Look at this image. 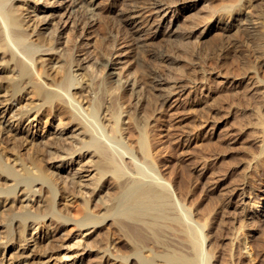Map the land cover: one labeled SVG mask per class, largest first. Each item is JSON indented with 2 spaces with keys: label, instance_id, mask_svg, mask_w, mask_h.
Here are the masks:
<instances>
[{
  "label": "bare ground",
  "instance_id": "bare-ground-1",
  "mask_svg": "<svg viewBox=\"0 0 264 264\" xmlns=\"http://www.w3.org/2000/svg\"><path fill=\"white\" fill-rule=\"evenodd\" d=\"M181 1V4L200 2ZM205 1H209L208 16L199 17L194 23L206 24L208 17L216 15L203 35L205 42L215 33L222 34V39L212 37L217 46L213 58L231 77L238 76L241 80L249 76L262 82L264 0L256 5L253 0ZM172 2L177 4L178 0ZM120 4L114 5V9L120 28L126 30L127 48L137 55L142 35L153 47L162 37L160 25L147 24L141 28L137 19L148 7L152 18L159 17L163 2L124 0ZM247 4L254 8L255 20L261 21H253L245 11ZM195 5L184 10L190 12ZM59 6L61 15H57V7L51 0H0V264H61L62 252H69L72 247L76 250L82 244L75 243L72 232H80L81 237L92 229L96 233L106 221L112 226L111 231L98 234V238L82 248L87 252L95 249L98 264H236L241 257H236L237 249L221 245L223 232L218 224L221 222L216 223V216L209 215L211 207L200 209V204H194L201 210L194 213L189 205L192 192L189 169L182 164L179 173L169 175L171 163L164 162L157 150V134L150 128L149 120L158 106L163 108L168 103L174 91L160 103L154 96L147 97L148 100L140 97L139 105L146 114L142 118L136 114L124 129L122 116L127 109L122 106L139 100L138 91L135 92L138 81L156 87L163 79L157 71L145 70L141 79L129 82L132 92L128 93L121 84V73H114L117 60L105 43L100 51L108 57L93 63L97 71H104L103 84L93 95L96 91L93 92L90 83L94 73L88 65L89 57H84L86 54L74 39L65 36L67 30L76 31L71 9ZM84 16L79 21L83 22ZM177 26L175 19L164 37L175 35ZM149 52L155 55L153 48ZM128 55L133 57L131 51ZM168 55L161 53L160 58ZM251 84L243 93H230L228 99L235 105L250 106L249 113L264 124V84ZM185 87L181 79L176 82L179 92ZM238 108L233 114L243 115L239 113L243 108ZM105 111L110 115L108 127L103 122ZM41 115L58 118L59 130L52 140H40L44 139L45 129ZM39 125L40 132L34 131ZM260 148L264 158V144ZM75 155L81 159L78 169L71 174L77 181L71 182L70 177L61 185L58 176L62 167L68 161L72 166ZM92 172L95 175L91 180L82 184L83 174L88 173L89 177ZM105 191L107 198L101 197ZM259 192L262 201L252 207L257 212L250 213L264 217V186ZM58 196L72 197L68 211L59 207ZM112 235L118 240L115 252L107 247ZM83 260L74 264H94L92 260Z\"/></svg>",
  "mask_w": 264,
  "mask_h": 264
},
{
  "label": "rangeland",
  "instance_id": "rangeland-1",
  "mask_svg": "<svg viewBox=\"0 0 264 264\" xmlns=\"http://www.w3.org/2000/svg\"><path fill=\"white\" fill-rule=\"evenodd\" d=\"M51 1L55 2V7H57L58 11L57 15L62 14L59 9V5L61 4L71 9L73 15L72 21L75 22L76 31L72 32V30H67L65 36L74 39L83 50L82 53L86 54L84 57H89L88 60H90V63L88 65L90 71L94 73V77L90 83L93 92L96 91L93 95L97 94V91L103 84L101 80L104 71L102 69L97 71L93 63L99 58L108 57V55L105 54L104 56V53L100 51L101 46L105 43L112 50V55L117 60L114 73H121V84H123L124 88L126 87L125 90L128 93L132 92L131 87L128 86L129 82L133 83L135 80H139L143 71L152 69L157 71L159 77L163 79L161 81L163 83L155 87L152 83L145 85L143 84L144 81H138V86L135 90V92H139H136L138 99L141 97L140 99L146 98L148 100L147 97L154 96L160 103L164 99V96H169V92L171 90L174 91V94L170 95L168 103L163 108L162 105L158 106L153 117H151L152 119L149 120L150 128L154 129V132L156 131L155 133L157 134L156 137L159 142L157 143V150L159 149L162 160H165L164 162L168 160V164L171 163L172 168L167 170L169 175L172 172L179 173L180 166L182 164L186 165L192 174V184L190 183L192 192L189 198V205L192 207V211L195 210L194 213H198V210L201 208L211 207L210 210L212 209V211L208 209L209 215L216 216V223L221 222L218 223L221 227L220 232H223L220 237H223L220 239L221 245L223 244L222 246H228L230 248L233 247V249L237 250L240 248L238 251L236 250V257L239 256L238 259L240 257L242 259L240 258L238 260L236 258V262L238 260L236 264H264V217L259 215V213V216L256 215L257 217L251 214L255 210L252 207L254 208L262 201V195L259 190L261 186H264V165H262L264 158L261 155L260 147L264 144L262 130L264 124L257 120L253 114H250L251 111L247 109L250 108L249 105V107H245V105L236 104L238 107L240 106L239 108H243L239 109L228 99L230 93L237 91L243 93L252 87L251 85L253 83L251 84V82H258L259 85L264 84V80L262 82L260 80L259 82V80L253 79V81L249 79V76L243 79L241 78V80H239L240 77L238 78V76L231 77V73H228L223 67H220L218 61L213 58V52L217 46H215L216 43L212 37L218 36L222 39V34L221 32L215 33L205 42L203 35L208 30L209 24L215 19L216 15L213 18L208 17L206 24L205 22L197 25L194 23L197 18L208 16V8L206 7L209 5V1L200 0L197 3L190 1L187 4H181L182 1L178 0V3L174 4L172 2L173 0H161L164 4L162 6L163 11L159 17L154 18H152V10L149 11L150 8L145 7L147 9H144L141 17L137 19V25L143 28L147 24L149 26L151 24L153 27L159 24V31L162 37L155 42L153 47H150L151 42L147 41L146 36L142 35L141 39L143 41H141L142 44L140 43L142 47L138 50L137 55L136 52L132 53V48H127L126 30H123L122 27L120 28L121 25L117 17L118 12L114 9L121 2L123 4L124 0ZM253 1L254 5L260 2V0ZM194 4H196L195 8L190 12L184 10V7ZM247 6L245 11L250 13L249 15L251 18L253 17V21H261V19L258 20L257 18L255 20L254 8H249V4ZM83 16L85 18L83 22L79 21L82 20ZM175 19H177L178 25L175 28L178 32L176 30L175 35L169 38L164 37L169 33ZM151 48L154 49V56L150 55L149 50ZM130 51L133 57H129L128 52ZM161 53L169 54L170 56L168 55L165 59H161ZM177 79H181L184 87L186 86L183 92H179L180 89L176 88ZM151 87L155 89H151ZM140 99L132 100L129 103L130 105L124 104L122 106L123 110L127 109L122 116L124 129L130 125L131 119L136 114L140 115L141 118L144 115L145 112L141 108V105H139ZM237 108L240 110L239 113L242 112L243 115L233 114ZM105 113L107 112L105 111ZM105 115L103 122L108 127L110 125L109 123H111L109 119L110 115L108 113ZM41 116L43 123H45V129L42 132L44 139L40 138V140L44 142L46 139L52 140L59 130L56 125L58 124V118L51 119V117L45 115ZM52 126H55V128L53 129ZM70 126L71 124L65 128L68 129ZM257 128L259 129L258 131ZM40 130V125L37 130L36 128L34 129L37 132H40ZM125 136L128 138L126 134ZM168 140L169 142H167ZM124 141L126 142L128 139L125 138ZM165 142L167 143L165 144ZM74 157L76 161L73 162L72 166L70 165V161H68L62 167L63 170H61L58 176V181L61 182V185L64 183L62 181L66 180L68 182L70 177L71 182L77 181V179H73L74 176L71 174L78 169L81 159L77 155ZM87 162V159L83 161L85 164ZM51 171L52 169H50ZM83 175L82 184H87L95 173L92 172L89 177L88 173H84ZM245 183L247 184L245 185ZM105 193L106 191L101 193V197L104 195V198H107V193ZM71 199L72 197L59 198L58 196L59 207L68 211L72 205L70 202ZM197 203L201 205L198 210L195 206L198 205ZM192 205L195 206V209ZM248 215L251 217L250 219ZM107 222L103 223L101 229L96 233H92L93 229L83 233L82 237L80 232L74 231L72 232L73 234L70 233L75 238V243L79 241L82 244L76 250L75 247H72L71 251L62 252L61 257H64V261L61 264H74V261L81 260L82 262L83 259L86 262L92 260L94 264H98L99 256H97L95 249L92 252H87V249L84 250L82 248L84 245H88L98 238V234H105L111 231L112 226ZM65 232L67 234L68 230ZM238 232H241V235ZM235 237H239V239ZM117 242L116 236L112 235L110 242L107 243L108 246H106L110 251L115 252ZM235 243L237 244L235 245ZM65 255L71 256V258L68 259Z\"/></svg>",
  "mask_w": 264,
  "mask_h": 264
}]
</instances>
